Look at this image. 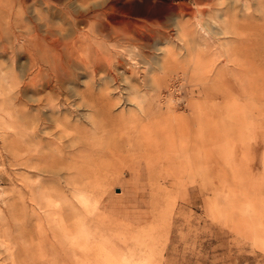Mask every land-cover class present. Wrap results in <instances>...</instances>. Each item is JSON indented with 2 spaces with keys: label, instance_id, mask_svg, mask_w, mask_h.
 Wrapping results in <instances>:
<instances>
[{
  "label": "rangeland",
  "instance_id": "374dc122",
  "mask_svg": "<svg viewBox=\"0 0 264 264\" xmlns=\"http://www.w3.org/2000/svg\"><path fill=\"white\" fill-rule=\"evenodd\" d=\"M138 1L173 59L147 71L159 35L107 43L95 77L72 61L41 90L24 50L45 4L0 0V264H264V2Z\"/></svg>",
  "mask_w": 264,
  "mask_h": 264
},
{
  "label": "bare ground",
  "instance_id": "6f19581e",
  "mask_svg": "<svg viewBox=\"0 0 264 264\" xmlns=\"http://www.w3.org/2000/svg\"><path fill=\"white\" fill-rule=\"evenodd\" d=\"M17 1H18L17 3L19 4V6L22 8L25 7L26 5H28V2H29V0H17ZM38 1L43 2V5L45 4L44 5L45 7L43 6L45 8L43 10V11H45V14H43L44 12L39 13V11L37 10L38 11L37 13L39 14L37 16V18L39 19V21L44 20V24L46 25L45 26L46 30H45L44 35L42 33L43 31L41 32L42 35H37L38 38L34 43L30 40L27 41L26 47L24 50L25 53H28L31 57V61H30L31 64L29 63L30 66L35 67V76L34 77L38 78L41 82L37 86V89L42 90V89H45L46 87L50 86V84H51L50 81L52 79H54V81H55L54 82L55 86L52 90H55V87L61 88L62 82H65V81L67 82V80L71 79L70 67L73 64H75V71H74L75 72V78L80 77V76L95 77L98 74L99 70L103 69L106 64L110 63L109 50L105 49V44H107V43L115 42V43H117L118 46H121V44H120L121 42L129 40V41H136V42H138V44L139 43H141V44L145 43V44L150 46L152 44L151 39H154L155 37L157 38L158 35L161 37L159 39L166 38L164 41L161 40L162 42H158L156 44V46H154V49L159 50V53H156V56L154 55L155 53L152 54V51H149L148 54H146V56H144V58H145L144 64L147 65V71L148 72L153 71V70H151L152 69L151 63L154 64L156 62L157 66H159V67L163 66L164 61L162 62V60H160L159 58L157 59V57L160 55V53L162 55L164 54L166 61H167V59H173L174 55L177 54L173 48L166 46L171 42L169 40V38H167V36H168V35H166L167 32L165 33V36L163 35L166 30L165 31L164 30L151 31L152 33H147V34L142 32L143 22H142V20H139L138 18H136L134 16V14H135L134 11H135L136 7H138L139 2H140L138 0L136 2H134L133 4H131V3L128 4V2H131L133 0H66L65 2H64V0H56V4L53 3L54 1H52V0H35L34 5H37L36 3ZM241 2H242V0H241ZM263 2H264V0H263ZM229 3H228V5H229ZM247 3H245V5L242 4V6L243 5L246 6ZM258 3H260V2H257L256 7L258 6ZM143 4H144V2H143ZM248 4H250V3H248ZM250 6H251V4H250ZM212 7H213V5H212ZM34 8H36V6ZM224 8H225L224 10H226L227 7H224ZM230 9H231V7H230ZM230 9H228V11ZM147 10H148V14H150L151 17H157L158 18V15L156 13L152 14V12H150L152 10V8H151V10H150V8H147ZM22 11H23V9H22ZM211 11H213V10H211ZM211 11H209V12H211ZM261 11H262V7H261ZM16 12H17V10H16ZM19 12H21V11H19ZM180 12H183V11L181 10ZM207 12H208V10H207ZM250 12H251V10H250ZM250 12H249V15L252 14V12H251V14H250ZM255 12L256 11H254V13ZM29 13H30V11H29ZM244 13L242 12V14H244ZM33 14L35 15V12ZM182 14H184V13H182ZM242 14H240V15L242 16ZM187 15H189V14H187ZM228 15H230V14L228 13ZM184 16H182V18H178V21L176 23V34L175 35L177 36L179 42H181V43L183 42L186 45V48L189 51V48L187 46L191 43V41H190V39L187 38L188 37V30H187L188 22L183 20ZM224 16H226V14ZM17 17H18V15H17ZM243 17L245 18V15ZM254 18L256 20V17H254ZM230 20H234V19L230 18ZM257 20H260V18ZM17 22H20V21H17ZM226 22L228 23V21H226ZM232 22L233 21H231V23ZM62 23L72 25V27L75 28V33L73 34L75 36V42L72 43V45L75 46V56H74V52H72V51L66 52L67 48H68L67 43H66V37L68 38V36H67V34H64V32H63L64 30L61 29L60 24H62ZM227 23H225L226 26H227ZM173 24H174V22H173ZM229 24H230V22H229ZM231 25L233 26V24H231ZM29 26H30V23H29ZM220 26H221V24H220ZM22 27H23V25H22ZM35 27L36 26H34V28ZM79 29H81V30L79 31ZM231 30H232V28H231ZM173 31H175V30H173ZM19 32H21V31H19ZM251 32H252V30H251ZM38 33L40 34L39 31H38ZM230 33L233 34L234 30H233V32L231 31ZM236 34H237V31H236ZM221 36L222 35H220V37ZM235 37H236V35H235ZM24 38H25V36H24ZM4 46H5V44H4ZM102 47L105 50H102ZM32 48L34 51L31 52V54H30L29 51ZM29 55H28V58H29ZM149 55H151V56H149ZM186 58L194 61L195 63H199L202 61V57L200 56V54H198L197 51H193V52L190 51L189 54L186 55ZM18 59H20V58H18ZM72 61H73V64H72ZM148 64H150L151 67ZM1 66H3V65H1ZM135 71L136 70L133 69L132 71L127 73L129 75H126L124 78L127 80V78L132 76V74ZM152 80H153V82L155 81V75H152ZM80 81H81V79H80ZM25 88H26V86H25ZM59 90L61 91L62 89H59ZM15 95H17V94H15ZM0 231H1V229H0ZM2 235H1V237H3L5 234L3 236Z\"/></svg>",
  "mask_w": 264,
  "mask_h": 264
},
{
  "label": "water",
  "instance_id": "95a60500",
  "mask_svg": "<svg viewBox=\"0 0 264 264\" xmlns=\"http://www.w3.org/2000/svg\"><path fill=\"white\" fill-rule=\"evenodd\" d=\"M117 189H119V188H117Z\"/></svg>",
  "mask_w": 264,
  "mask_h": 264
}]
</instances>
